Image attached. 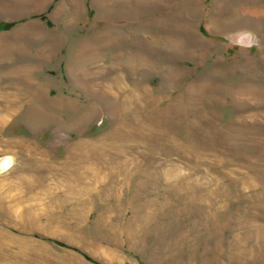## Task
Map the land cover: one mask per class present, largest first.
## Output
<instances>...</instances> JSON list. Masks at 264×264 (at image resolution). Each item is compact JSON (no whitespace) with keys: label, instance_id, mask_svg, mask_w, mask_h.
Masks as SVG:
<instances>
[{"label":"rangeland","instance_id":"rangeland-1","mask_svg":"<svg viewBox=\"0 0 264 264\" xmlns=\"http://www.w3.org/2000/svg\"><path fill=\"white\" fill-rule=\"evenodd\" d=\"M0 199V264H264V0H0Z\"/></svg>","mask_w":264,"mask_h":264},{"label":"bare ground","instance_id":"bare-ground-1","mask_svg":"<svg viewBox=\"0 0 264 264\" xmlns=\"http://www.w3.org/2000/svg\"><path fill=\"white\" fill-rule=\"evenodd\" d=\"M102 143H103V141H102ZM105 143V142H104ZM81 144V146L84 148L83 150H81L80 149V151H76V150H73V149H70V153H69V155L67 156V162H69V163H75L74 162V160L76 159V158H78V160H79V158H81V157H91V155L93 154V151L95 150V149H97L100 145H102V144H96V143H89V142H81L80 143ZM102 149V148H101ZM86 150V151H85ZM40 153H41V155H42V159H39L38 160V164H39V162H41V160H42V162L44 161V160H46L47 158H44V157H46V154L44 153V152H41L40 151ZM31 157V156H30ZM31 158H33V157H31ZM34 159V158H33ZM33 159H31V160H33ZM28 160H30V159H28ZM36 160V159H35ZM50 162H52L51 160H50ZM65 162V161H64ZM66 162V163H67ZM29 163V162H28ZM27 163V164H28ZM26 164V165H27ZM35 165V164H34ZM33 165V166H34ZM41 165V164H40ZM40 165H38V166H40ZM43 165H44V163H43ZM57 165V164H56ZM55 165V166H56ZM63 165V164H62ZM72 166V165H71ZM36 167V165L34 166V168ZM37 169H38V167H36ZM34 169V170H37V169ZM58 168V167H57ZM65 168V167H64ZM70 169V168H69ZM20 170V169H19ZM33 170V171H34ZM65 170V169H64ZM17 171V170H16ZM29 171V170H28ZM74 171V170H73ZM72 171V172H73ZM68 172V171H67ZM21 173H22V171H21ZM24 173V172H23ZM31 173V172H30ZM30 173H29V175H30ZM71 173V172H70ZM28 175V176H29ZM31 176H32V174H31ZM29 176V177H21V179H20V184H21V187L24 189H20V190H22V194L23 195H26L27 193H29V195L30 196H35V193H31L33 190H35V188L37 187V186H41L42 185V183L45 181L44 180V176L43 177H39V175H36V176ZM72 178V177H71ZM76 178V177H75ZM69 183V182H68ZM68 185V184H67ZM70 190H72L73 189V185H69V187H68ZM20 195V194H19ZM0 201H2L1 199H0ZM7 208V210H8V212L10 213V216L12 215V216H16L17 214V211H15V209L13 210L11 207L9 208V207H6ZM23 211V212H22ZM21 211V215H23V217L27 220L28 219V221H32V222H35V223H40L41 222V220H42V217L44 216V213L43 212H37V209L35 210V211H31L30 209L28 210V208H26L25 207V209L24 210H22ZM20 217V216H19ZM46 217V216H45ZM13 219V218H12ZM9 222V221H8ZM11 222H12V220H11ZM27 222V221H26ZM30 223V222H29ZM22 224V223H21ZM26 224V223H25ZM30 225H31V223H30ZM39 225V224H38ZM22 226V225H21ZM28 226V225H27ZM27 226H26V228H27ZM15 238V237H14ZM16 241L17 242H19V243H21V240L20 239H16ZM22 247H24V246H22ZM21 247V248H22ZM23 251H22V253L24 254L23 255V257L21 258V261L23 262V263H26L29 259H31V257H29L28 255H30V254H28V252H26L28 249H27V247L25 246L23 249H22ZM43 254V253H42ZM43 256V255H42ZM38 257V256H37ZM44 257V256H43ZM43 259V258H42ZM40 261H41V259H40ZM39 261V262H40ZM49 264V263H48ZM51 264V263H50ZM62 264V263H61Z\"/></svg>","mask_w":264,"mask_h":264},{"label":"crops","instance_id":"crops-1","mask_svg":"<svg viewBox=\"0 0 264 264\" xmlns=\"http://www.w3.org/2000/svg\"><path fill=\"white\" fill-rule=\"evenodd\" d=\"M75 1H79V0H75ZM110 2H112V0H109Z\"/></svg>","mask_w":264,"mask_h":264},{"label":"trees","instance_id":"trees-1","mask_svg":"<svg viewBox=\"0 0 264 264\" xmlns=\"http://www.w3.org/2000/svg\"><path fill=\"white\" fill-rule=\"evenodd\" d=\"M8 24H6V26H7Z\"/></svg>","mask_w":264,"mask_h":264}]
</instances>
